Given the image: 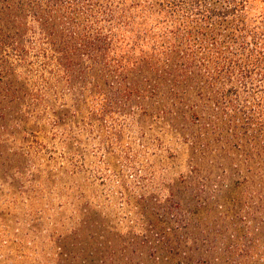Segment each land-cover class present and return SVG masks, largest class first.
Instances as JSON below:
<instances>
[{
	"label": "rangeland",
	"instance_id": "1",
	"mask_svg": "<svg viewBox=\"0 0 264 264\" xmlns=\"http://www.w3.org/2000/svg\"><path fill=\"white\" fill-rule=\"evenodd\" d=\"M174 3L145 18L167 42L134 51V83L175 53L204 66L156 96L128 88L129 48L84 53L70 79L44 38L24 59L0 45V264H264V82L209 78L264 55V0Z\"/></svg>",
	"mask_w": 264,
	"mask_h": 264
},
{
	"label": "trees",
	"instance_id": "2",
	"mask_svg": "<svg viewBox=\"0 0 264 264\" xmlns=\"http://www.w3.org/2000/svg\"><path fill=\"white\" fill-rule=\"evenodd\" d=\"M174 2L175 0H0V45L5 47L6 43L12 40L13 51L19 53L20 58L24 59L28 56L27 35L34 34L44 38L47 45L57 52L55 61L57 60L63 69L70 72V79L77 69L81 68L84 53L94 57L107 51L124 53L122 50L129 48L127 50L129 57L122 58L120 55H115L120 57L115 61L117 68L120 69L119 72H130L131 81L128 83L130 84L128 88L135 92V95L156 96L160 88H170L171 85L180 86L179 84L194 80L196 74H199L196 72L190 76L194 69L204 66V63L200 64L199 60L192 55L184 57L175 53L178 63L173 64V68L170 64L161 66L168 70L166 72L159 70L151 84L148 83L150 77L147 78L146 86L134 83L132 73L139 70L134 51L140 47L149 49L166 47L164 43L167 42L165 40L161 43L157 37L151 39V28L146 26L145 18L156 10L161 11L163 15H175L177 10ZM224 13L230 14L231 11ZM98 16L105 17L113 26L110 29L104 28L98 22ZM146 38H148L147 43ZM233 40L240 42L238 44L240 48L245 49L244 40L236 37ZM153 41L157 43L155 47L149 46ZM258 53L257 57L250 54L244 58L239 51H234L231 57L223 59V70L209 78L215 83L223 78L231 85L244 86H255L258 82H264V55L261 56L260 52ZM123 59H125V66ZM93 60L94 64H97L95 57ZM77 64L79 65L75 66ZM153 71L154 67L150 66V70L146 73L152 75ZM119 75L117 74V77ZM208 85L213 83L208 80ZM116 89L114 94L109 92V100L120 96L125 97V89L122 90L119 86H116ZM198 93L201 96L203 94V92ZM177 95H179L177 92L171 93V96ZM245 125L250 127V122H245ZM263 128L264 126H261L259 130ZM169 251L175 254L173 248ZM167 263L163 262V264Z\"/></svg>",
	"mask_w": 264,
	"mask_h": 264
}]
</instances>
